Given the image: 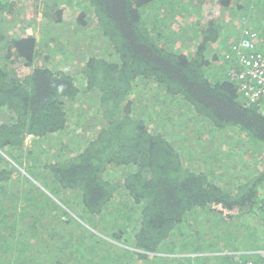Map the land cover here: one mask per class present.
<instances>
[{
  "label": "trees",
  "instance_id": "16d2710c",
  "mask_svg": "<svg viewBox=\"0 0 264 264\" xmlns=\"http://www.w3.org/2000/svg\"><path fill=\"white\" fill-rule=\"evenodd\" d=\"M22 1L0 0V94L5 86H11L14 89L9 97L15 99L14 103L6 97L0 99V147L17 151L25 133L52 137L75 130L78 117L74 108L81 110L80 105L86 102L89 110L82 132L87 137L80 142V153L67 158L58 154L43 172L50 182L47 188L72 214L84 219L83 213L89 220L99 217L108 224L105 233L112 238L116 229L112 226L118 227L117 221L126 212L133 215L125 243L144 253H163L159 259L169 264L173 249L183 253L212 249L214 244L206 239L211 228L238 227L239 223L240 228L244 225L242 229L249 224L260 229L259 223H264V171L217 184L211 172L187 166L172 137L151 129L145 116L139 114L135 93L141 85H151L164 97L190 108L192 125L200 127L199 135H204L203 128L211 135L230 127L239 131L237 143L241 147L246 146L242 138H247L251 146L264 150V97L249 104L240 96L239 83L229 73L238 65L230 55L234 43L225 45L229 56L221 58L216 75L209 68L219 58L213 51L224 42V31L234 27V21L226 20L228 13L257 15L258 21L241 25L235 43L247 28L257 36L256 49L264 51V0H252L254 6L250 0H177V6L170 10L157 0H76L74 8L68 7L66 0H44L43 8L49 11L53 25L51 30H43L46 38L59 40L60 36H55L63 29L64 9L68 13L81 8L75 11L79 26L86 29V24H92L102 39L107 60L87 58L80 65L82 78L71 75L68 66L29 65L32 69L25 77L14 72L13 58L32 60L36 45L30 33L22 38L17 33L4 35L17 22ZM183 3L200 14L199 20L190 23L196 38L191 51L177 45L181 29L174 32L167 22ZM58 146L64 148L60 142ZM0 162L6 164L1 156ZM4 181L0 173V264H67L69 259L63 253L69 248L59 245L66 236L54 238L52 232L46 238L38 228L43 224L50 232L52 224L65 228V209L55 205L56 214L49 217L51 213L40 209L31 216L34 209L26 207L23 213L30 216L21 221L16 217L10 224L13 217L5 215L1 201ZM34 194L30 191L27 200L43 206V200ZM76 206L82 212H76ZM120 211L123 216L119 218ZM106 216L112 221L105 220ZM70 220L79 225L73 217ZM10 225L12 231L7 230ZM36 227L39 233H34ZM252 233L261 231L254 228ZM133 257L136 261L155 260L148 261L146 254ZM228 258L223 259L226 264H238L234 263L238 257ZM202 259L195 260L197 264H218L213 258H208L212 259L209 262ZM174 260L180 264V259ZM185 261L191 264L190 258ZM254 262L264 264V259Z\"/></svg>",
  "mask_w": 264,
  "mask_h": 264
},
{
  "label": "rangeland",
  "instance_id": "374dc122",
  "mask_svg": "<svg viewBox=\"0 0 264 264\" xmlns=\"http://www.w3.org/2000/svg\"><path fill=\"white\" fill-rule=\"evenodd\" d=\"M63 1L65 0H61L60 2L62 3ZM66 1L68 7H75L74 3L76 0ZM158 1H162L166 10L174 9L178 4L176 3L178 2L177 0ZM19 3L23 7L17 13V22L14 23L12 30L10 27L5 30L4 35L13 36L14 33H17L22 38L29 37L30 33L31 37L35 38L36 45L32 60L30 57L22 62L21 59L14 60L13 58L15 64L12 66V69L15 73L25 77L32 69L29 65L48 68H63L68 66V71L71 75L75 74L78 78H82L80 65L87 58L97 56L107 60L108 53L104 50L105 47L101 37L97 32L93 31L92 24H86V29H84L77 23L75 11H79L81 8L79 10L71 9L68 13L65 12V9L62 11L65 23L63 21L62 32L55 36H60V38H57L59 40H54L46 38L43 34L44 29L49 28L51 30L53 27L47 16L49 11L43 8L44 0H24ZM250 5L254 6L252 0H250ZM62 8L64 7L61 6ZM188 9L189 12L187 11ZM178 11L179 13H174V16L170 17V21L167 22L171 24L174 32L181 29V32H177V45L182 44L181 47L187 46L189 47L187 51H191L193 46L195 47L196 38L190 23L193 20H199L200 14L199 12H191L190 7H187L185 3L181 4V9ZM226 17V20L234 21V27L228 26L222 36L224 42L221 43V46L219 44L215 46L213 53L219 58L209 66L210 72L213 75H216V70L221 65V58H226L228 49H224L225 45L237 41L241 25H245V22L249 23L252 19L258 21L255 13L249 14L245 11L241 15L238 13H228ZM70 33L72 36H70ZM161 35L163 36L162 32ZM12 89L14 87L5 86L4 94H0V99L4 100L6 97L5 100L14 103L15 99L9 97ZM135 99L136 103L140 104V107H138L139 114L143 118L145 116L150 128L159 129L161 132L170 135L180 152L179 154L182 157L184 155V163L194 168V170L200 168L201 170L211 172L213 177L216 176L214 180L217 184L219 182L227 183L233 178H243L244 176L247 177V175L251 176L257 172L262 173L264 171V150L260 147L254 148L251 146L247 138L244 140L242 138L246 146L241 147L237 143L240 140L237 129L226 127L221 131V134L214 131V133L209 135L210 132L207 134V129L203 128L202 132L204 135H199L200 127L192 125L194 113L190 108H186L175 99L170 100L164 97L160 91L151 85H141L135 93ZM80 108L81 110L77 106L74 108L73 113L78 117L75 120V130H71L67 134L64 132L62 135L40 137L39 135L25 133L22 138V144L17 147V151L0 147V156L6 163L0 162V173H3L4 178H6L1 201L5 204V215L13 217V221L10 224L15 223L16 217L21 221L30 215H35V212L39 209L45 214L51 213L49 217H53V214H56V210L54 211L55 205L60 206L65 209L68 215L65 216L67 226L60 230V228H55V224H52L53 226H50L51 232L47 226L44 228V224L43 227L40 226L38 228H40V231H43L40 235L44 234L46 238L52 232L54 238H57L58 235L66 236L63 240L59 241V245L62 249H65V247L69 248L63 253L69 259L67 264H169L170 262L159 259V257L164 255L163 253H144L125 243L127 233L130 231L134 220L133 215L131 216L126 212L123 216V211H120L118 214L119 218L123 217L117 222L118 227L122 230H116L118 229L116 225L112 226L116 228L112 231L114 235L112 238L105 233L108 224L104 223L99 217L89 220L83 213L84 219L72 214L47 188V186L50 187V182L45 178V165L53 162V160L56 161L55 156L58 154L64 158L74 157L80 153V142L86 140L85 137L87 135L84 136L85 134L82 131L83 128H86L83 122L88 117L87 112L89 107L85 102L84 105H80ZM73 118L76 119L74 115ZM193 134L195 138L192 137ZM59 142L64 148L58 146ZM238 171H241V174ZM23 179L34 184L40 192L34 190L27 183L25 185ZM30 191L35 193L34 195L37 196V199L43 200V206H35V203L27 200V194ZM46 197L48 198L46 199ZM48 199L52 200L54 204H50ZM26 207H29L30 211L33 208V213L30 215L24 214L26 212L23 213V209ZM74 209L76 212H82L77 206ZM72 217L79 225L72 223L70 220ZM109 217L106 216L105 220L112 221L111 219H107ZM29 221L31 222V219H27V222ZM39 224H42L41 220ZM56 224H59L58 220ZM237 225L238 227L235 225L234 227L209 229L210 231L207 233L206 239L212 246L214 244L212 249H204L197 252L187 251L185 253L174 251L173 249L170 252V257H173L171 264H177V262H174L175 258L180 259V264H188L186 261L184 263L185 258H190L191 264H197L196 258H203L202 260H206L207 262L212 260L208 258H213L214 260H218V264H226L223 259H227L228 257H233L234 260L235 257H238L234 261V263L238 264H254V261L264 259V223H259L260 229L251 224L248 227L246 226V229H242L244 225H241L242 228H240L239 223ZM11 226L8 227V231H12ZM82 227L85 229L83 230ZM38 228L36 227L37 231L34 229V233L40 232ZM254 228L255 230H260L261 233H252V229ZM86 229L92 235H88ZM19 230V228L16 229V232L19 233ZM102 240L110 242L112 246L101 242ZM90 243H94L95 245H90ZM135 254H146L150 257L148 261H151L153 258L155 260L152 262L136 261L133 257ZM247 256L251 258L248 259ZM102 257L104 258L102 259Z\"/></svg>",
  "mask_w": 264,
  "mask_h": 264
},
{
  "label": "built area",
  "instance_id": "2783aa9c",
  "mask_svg": "<svg viewBox=\"0 0 264 264\" xmlns=\"http://www.w3.org/2000/svg\"><path fill=\"white\" fill-rule=\"evenodd\" d=\"M256 40V34L245 28L231 50L238 65L230 70V77L238 81L239 94L249 104L264 97V51L256 49Z\"/></svg>",
  "mask_w": 264,
  "mask_h": 264
}]
</instances>
